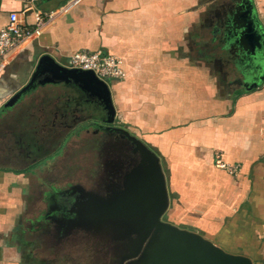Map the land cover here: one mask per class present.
I'll list each match as a JSON object with an SVG mask.
<instances>
[{
  "label": "crops",
  "instance_id": "obj_1",
  "mask_svg": "<svg viewBox=\"0 0 264 264\" xmlns=\"http://www.w3.org/2000/svg\"><path fill=\"white\" fill-rule=\"evenodd\" d=\"M251 3L264 30V0ZM64 5L68 10L45 24L41 34L27 42L0 73V135L9 131L7 122L13 117L9 112L28 102L37 110L30 114L32 119L45 105L54 108L52 112L68 106V115L83 114L75 102L88 94L71 84H38L3 108L28 82L42 55L63 66L67 57L78 52L116 56L123 61L126 76L107 81L115 124L159 156L170 199L168 222L201 234L227 252L247 256L253 264H264V80L246 91L245 85L251 83L247 69L240 72L231 61L243 60L242 66L247 62L228 34L227 65L214 58L203 64L200 58L202 49H211L219 29L224 34L234 4L229 0L37 3L45 12ZM24 7L19 0H0V29L11 12L32 28V15L24 13ZM81 127L67 128L52 152L66 139L99 134ZM65 154L64 145L60 157ZM219 163L236 166L237 172L231 174ZM31 166L0 164V264H82L64 248L53 254L40 252V240L24 227L25 171L37 170ZM66 166H62L65 171ZM57 183H50V191H45L57 196L56 191L68 186Z\"/></svg>",
  "mask_w": 264,
  "mask_h": 264
},
{
  "label": "water",
  "instance_id": "obj_2",
  "mask_svg": "<svg viewBox=\"0 0 264 264\" xmlns=\"http://www.w3.org/2000/svg\"><path fill=\"white\" fill-rule=\"evenodd\" d=\"M229 13L232 31L228 38L242 49V58L256 64L248 72L246 91L264 80V30L257 22L251 0H239ZM71 84L100 103L107 118L103 131L114 132L119 144L137 156L118 190L106 198L83 191L67 206L71 228L81 229L111 241L120 252L117 264H253L244 255L227 252L201 234L179 228L161 218L169 208L166 177L159 156L143 141L115 125V107L109 84L92 71L69 69L50 55H42L28 82L3 108L14 105L38 84Z\"/></svg>",
  "mask_w": 264,
  "mask_h": 264
},
{
  "label": "flooded vegetation",
  "instance_id": "obj_3",
  "mask_svg": "<svg viewBox=\"0 0 264 264\" xmlns=\"http://www.w3.org/2000/svg\"><path fill=\"white\" fill-rule=\"evenodd\" d=\"M223 28L225 36L232 31L228 16L227 24ZM236 47L238 49L237 52L241 55L243 53L242 49H239L237 45ZM242 63L239 60H233L231 61V67H237L240 72L242 70L245 71V69L249 72L256 65H248L246 63L242 66ZM241 76L244 77L242 74ZM75 103L78 106L80 105L78 112L83 113L80 117L73 114L68 115V106L55 107V113L46 111L47 116L43 121L46 123L43 129L46 131L47 139L52 141L48 140V143H54V139L62 138L67 128L75 124L81 125L83 129L93 128L99 133L95 136L96 139L93 140L92 147L95 148L99 155L102 175L98 178L96 176L95 180L91 181L90 188L80 184H73L68 185L63 190L56 191L57 196H60L59 202L53 201L51 194H46L44 211L30 222L26 230L30 229L35 234V238L40 240V248L38 249L40 252L53 254L64 248L71 254L73 253L72 250L81 249L80 245L83 249H86L88 247L87 243H91V256L80 255L76 261H84V264H117L120 252L115 245L109 240L106 242L102 241L101 236L95 235L96 237H93V235L84 230L72 229L69 221L74 214H70L66 207L72 205L76 197L83 196V191L94 192L103 198L113 194L118 190L126 174L130 173L134 164H136L134 162L137 156L131 154L128 147L119 144L116 133L103 131L106 126L104 120H106L107 116L99 102L88 96L87 99L81 98ZM29 107H32V105ZM21 114L22 117H30L28 110L21 111ZM56 114H58V117ZM74 133L78 134L79 130H75ZM36 243L33 244L37 246ZM88 251L89 248L86 253Z\"/></svg>",
  "mask_w": 264,
  "mask_h": 264
},
{
  "label": "rangeland",
  "instance_id": "obj_4",
  "mask_svg": "<svg viewBox=\"0 0 264 264\" xmlns=\"http://www.w3.org/2000/svg\"><path fill=\"white\" fill-rule=\"evenodd\" d=\"M229 1L236 6L235 3L239 0ZM234 5L231 8V12H233V14L237 9ZM217 34L212 43L211 49L209 51L207 49H202L200 51V58L203 64H206L207 60L214 58L220 61L222 65H227V36L221 33V31ZM212 49H216L215 51L213 50L214 54ZM205 52L207 55H204ZM223 77L225 76L223 75ZM225 91H227V89L221 91L222 96ZM26 102L27 100L24 103ZM25 105L26 106L24 107L18 106L20 108L17 109L16 107V109L9 112V114L13 116L7 122L9 125V131L6 135L3 133L0 135V149L2 152L0 153V164H7L10 166L19 162L23 163L24 167L32 165L37 168L34 172H31V168L25 171V182L27 186L24 194V227L26 228L30 224V220L32 221V219L36 218L42 211H44V200L46 197L44 193L50 194V192H46L50 191L48 188L50 183L53 184L58 181L61 182V185L80 184L90 188L91 181L95 180L96 176L97 178L100 177L102 175V171L99 164V155L95 151V148L92 147L93 140L96 139L92 132H89L87 137L83 135L84 137L81 138L66 139L61 144L59 149L52 152L54 148L56 149L60 145L59 140L62 138L54 139V143H48V140L51 141V139H47L48 136L46 135V131L43 129L46 122L43 121L47 116L46 111L52 112L54 108L52 109V107L40 106V113L36 116L38 121H36L37 118H33V120L28 117L29 119L21 122L22 118H25L22 117L21 111L28 110L29 114L33 113V110L37 111L32 109L33 107H29L31 106L29 102ZM64 145L67 151L65 158L60 157L61 150ZM66 163L67 170L65 171L62 169V166ZM18 165L20 166V164ZM59 168L60 170H58ZM29 174H31L32 177ZM36 179L38 180L37 183ZM37 185L43 186L38 188ZM51 199L55 202H59L58 199H60V196H54V194H52ZM167 213L161 218V220H169ZM171 224L181 228L174 223ZM87 245L88 247H85L86 249H83L80 245L79 247H81V249L72 250V256L76 259H78L80 255H84L85 257L88 255L90 257V248H92V244L87 243ZM88 248L89 251L86 253ZM82 264H84V262Z\"/></svg>",
  "mask_w": 264,
  "mask_h": 264
},
{
  "label": "built area",
  "instance_id": "obj_5",
  "mask_svg": "<svg viewBox=\"0 0 264 264\" xmlns=\"http://www.w3.org/2000/svg\"><path fill=\"white\" fill-rule=\"evenodd\" d=\"M24 4V13H31L33 18V27L28 28L22 25L19 14L11 12L8 15L7 24L0 29V73L6 65L16 55L23 46L37 38L48 22L52 21L56 16L65 13L68 10V5L58 8L55 11L45 12L38 8L37 3L40 0H19ZM65 67L69 69L89 70L103 81L119 80L126 76V71L123 66V61L112 55L104 54L100 51L78 52L70 55L66 59ZM219 166L229 173L237 172L236 166H229L224 163H219Z\"/></svg>",
  "mask_w": 264,
  "mask_h": 264
}]
</instances>
